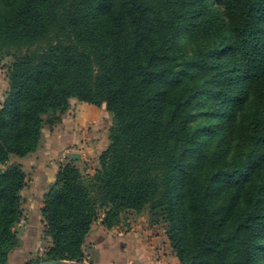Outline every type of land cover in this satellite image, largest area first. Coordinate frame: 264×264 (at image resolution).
<instances>
[{"label": "trees", "instance_id": "1", "mask_svg": "<svg viewBox=\"0 0 264 264\" xmlns=\"http://www.w3.org/2000/svg\"><path fill=\"white\" fill-rule=\"evenodd\" d=\"M191 26L216 36L188 56L180 41ZM5 59L0 264L19 245L26 185L9 157L34 153L44 122L58 123L71 100L104 105L109 145L91 175L75 159L47 175L51 246L28 264H91L82 247L92 224L102 215L111 229L130 210L165 225L179 264H264V0H19L0 8ZM218 114L223 134L238 121L244 154L221 160L201 142L216 130L198 121Z\"/></svg>", "mask_w": 264, "mask_h": 264}, {"label": "rangeland", "instance_id": "2", "mask_svg": "<svg viewBox=\"0 0 264 264\" xmlns=\"http://www.w3.org/2000/svg\"><path fill=\"white\" fill-rule=\"evenodd\" d=\"M18 1L5 0L0 8H13ZM226 31H228V28L223 25L220 32L225 33ZM211 35L216 36L214 33L208 32V30L205 31L195 26L186 28V32L180 41L183 52L191 56L197 48L210 44L209 38ZM8 61L7 59L0 61V109L6 102L9 90L7 78ZM252 108L253 102L250 100L244 111L252 110ZM208 121L209 125L216 130V137L208 138L205 134L201 136V142L210 139V150L217 152L221 160L232 158L234 155L244 154V147L248 145L245 142L242 143L243 130L239 126L238 121L233 124L232 130L227 134H223L227 123L219 114L216 118L202 117L198 123L207 124ZM111 123L112 117L106 111L104 105L97 107L77 100H71L69 110L61 117L58 123L49 127L44 122L41 140L34 153L25 157L10 155L6 166L18 165L26 176V185L21 190L23 211L27 194L34 191L33 180L39 171V164H44L49 171L56 172L61 165L75 159L76 166L79 167L83 174H93L97 168L100 153L109 145L108 130ZM228 193L222 192L221 196H228ZM132 214L146 215L150 226H158L165 231L164 224L150 223L147 210L140 213L131 210L126 211L121 216V222L127 220Z\"/></svg>", "mask_w": 264, "mask_h": 264}, {"label": "crops", "instance_id": "3", "mask_svg": "<svg viewBox=\"0 0 264 264\" xmlns=\"http://www.w3.org/2000/svg\"><path fill=\"white\" fill-rule=\"evenodd\" d=\"M38 170L34 191L27 194L23 217L15 228L19 245L9 254L7 264H28L42 257L51 246L50 239L43 235L40 208L41 195L51 185L45 178L56 172L44 164H39ZM102 218L100 215L92 224L82 247L91 264H179L165 231L150 226L146 215L132 214L111 229L102 225Z\"/></svg>", "mask_w": 264, "mask_h": 264}, {"label": "water", "instance_id": "4", "mask_svg": "<svg viewBox=\"0 0 264 264\" xmlns=\"http://www.w3.org/2000/svg\"><path fill=\"white\" fill-rule=\"evenodd\" d=\"M37 264H81L77 262H66V261H47V262H40Z\"/></svg>", "mask_w": 264, "mask_h": 264}]
</instances>
